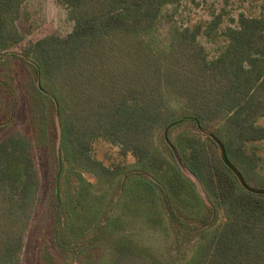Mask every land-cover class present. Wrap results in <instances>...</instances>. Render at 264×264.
I'll return each instance as SVG.
<instances>
[{"label":"trees","instance_id":"16d2710c","mask_svg":"<svg viewBox=\"0 0 264 264\" xmlns=\"http://www.w3.org/2000/svg\"><path fill=\"white\" fill-rule=\"evenodd\" d=\"M25 1L0 0V264H21L38 151L53 167L54 243L78 264H164L112 223L133 183L148 201L126 210L165 224L180 264H264V185L240 167L257 166L264 138V9L178 22L181 0H58L70 31L25 40ZM98 140L123 159L96 157ZM43 263L58 264L49 247Z\"/></svg>","mask_w":264,"mask_h":264},{"label":"rangeland","instance_id":"374dc122","mask_svg":"<svg viewBox=\"0 0 264 264\" xmlns=\"http://www.w3.org/2000/svg\"><path fill=\"white\" fill-rule=\"evenodd\" d=\"M221 8L226 11L224 22L230 23L229 18L236 17L237 13L241 11L258 14L261 9H264V0H181L174 19L178 22L208 19L211 17L212 11L219 12ZM17 23L25 36V40L36 39L47 34L65 35L72 27V21L67 16L66 8L58 0H26L23 3L22 13ZM201 41L210 55H214L215 44L204 37H201ZM259 122L264 123V117ZM9 128L10 124L0 125V134ZM156 142L164 150L158 137ZM252 144L256 147V152L260 157L259 163L254 168L242 163L240 167L251 184L260 186L264 185V138ZM209 147L214 159L218 164H221L216 148L211 142H209ZM94 154L107 164L123 159L118 153L117 146L103 140L94 143ZM37 158L42 179L41 201L32 223L26 230L20 263L44 264L43 250L49 247L58 264H78L71 260L67 254L61 253L54 243L52 234V227L54 226L52 221L53 167L47 164L42 152L38 151ZM125 160L131 162L133 159L129 156ZM134 196H141L143 200L147 199L148 201L146 189L137 188L133 183L114 212L113 225L128 227L129 232L136 236L137 242L146 246L164 264H180L183 253L181 255L174 251L173 235L167 226L164 224V229L162 228L164 232L142 227V223H146L147 226L148 224L151 225L155 221L154 215L150 211H145L140 216L132 217L130 210H126L125 205L131 204V197ZM201 205L202 203L198 202V209H201ZM192 208L195 209V206ZM89 250L85 251L86 254H83V257L86 258L88 252L94 251V249ZM99 255L97 258L104 256V247L100 248Z\"/></svg>","mask_w":264,"mask_h":264},{"label":"water","instance_id":"95a60500","mask_svg":"<svg viewBox=\"0 0 264 264\" xmlns=\"http://www.w3.org/2000/svg\"><path fill=\"white\" fill-rule=\"evenodd\" d=\"M57 127H58V139L60 140L61 139V133H60V128H59V121L57 120ZM188 175L191 176L193 178V180L196 182V185H197V188L198 190L200 191V193L205 196V193L203 191V188L200 184V182L198 181L197 177L191 173L190 171H187Z\"/></svg>","mask_w":264,"mask_h":264}]
</instances>
